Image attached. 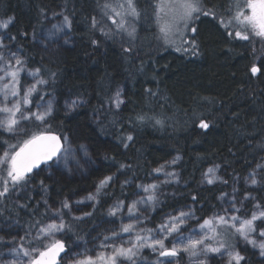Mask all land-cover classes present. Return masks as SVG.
Masks as SVG:
<instances>
[{
	"label": "trees",
	"instance_id": "16d2710c",
	"mask_svg": "<svg viewBox=\"0 0 264 264\" xmlns=\"http://www.w3.org/2000/svg\"><path fill=\"white\" fill-rule=\"evenodd\" d=\"M118 1L0 0V20L12 21L7 42L20 49L28 68L41 69L39 78L49 81L37 86L31 107L34 110L42 103L45 108L48 101L53 106L46 128L38 121L22 120L21 135L0 130V156L17 151L23 141L45 131L68 140L58 165H44L25 187L0 199V248L14 235L26 237L24 244L30 245L35 222L52 220L53 208L63 198L67 203L84 202L76 204L77 209L71 204L60 208L65 229L57 239L67 242L68 251L76 243L111 239L115 233L105 214L112 200L129 204L137 184L148 181L161 166L175 170L179 182L163 187L152 225L160 222L164 212L188 205L200 222L205 221L222 208V194L233 190L242 216L253 205L244 195H253L264 205V40L230 37L228 31L234 29L220 24V18L228 20L236 13L237 2L240 11L250 13L247 0H201L216 17L196 20L195 54L159 42L156 0H136L139 17L128 18L135 28L133 37L117 32L104 5ZM60 9L72 26L56 33L53 25L62 22L50 16ZM46 23L48 28L40 32ZM24 74L19 77L22 86L27 82ZM117 89L122 90L124 101L119 109L110 102ZM72 99L78 105L70 110ZM201 120L209 123L207 130L199 127ZM129 134L133 140L125 148ZM177 156L180 159L171 163ZM212 167H218L222 180L203 184ZM252 171L258 178L256 187L246 184ZM107 176L114 180L96 194V205L90 204L88 197ZM130 180L132 184L125 183ZM87 211L91 215H79ZM263 227L259 221L258 229ZM216 234L225 247L245 257L241 264H259L258 251L236 232L220 226ZM158 257L159 253L149 251L142 255ZM209 261L222 264L216 255Z\"/></svg>",
	"mask_w": 264,
	"mask_h": 264
},
{
	"label": "snow or ice",
	"instance_id": "6c2138e0",
	"mask_svg": "<svg viewBox=\"0 0 264 264\" xmlns=\"http://www.w3.org/2000/svg\"><path fill=\"white\" fill-rule=\"evenodd\" d=\"M171 7L170 10L174 13V16H177L180 23H182L192 34L193 37L189 42L192 47L193 54L198 47L196 43L197 28L195 26V21L200 18V16H213L216 17V13L212 9H205L201 5V0H168ZM163 3V0H161ZM237 11L230 19L224 20L220 18V24L226 29H234L233 31H228L230 37L234 36L241 40H249L250 37L256 36L264 39V0H247V7L250 9V14H245L239 9L242 7L238 2L236 4ZM104 8L108 11L105 12L108 19H110L113 25L116 26L117 32H127L129 37H133L135 33V28L132 27L131 31L128 30L126 25L128 24V18L135 20L139 17V12L136 7V0H119L114 6L108 3H105ZM122 10V11H121ZM162 8L158 7L157 11H161ZM110 13V14H109ZM54 15H56L54 13ZM62 15V13H61ZM11 18L8 21H0V28L6 29L11 23ZM98 21L95 17L92 19V26L96 27ZM72 22L67 15L63 16V21L60 24H54L53 29L56 33L62 32L65 29H71ZM168 26L161 27V32L167 34ZM108 35V33H104ZM8 39L15 40V37L9 36ZM67 43V41H65ZM97 41H93V44H96ZM7 44L4 43V38L0 37V50L6 49ZM181 49L177 48V51ZM187 51V49H184ZM14 61V63H13ZM25 61L17 56L16 53H11L10 58H6L2 51H0V113L7 114L5 118L0 119V127H3L8 132H16L19 129L20 122L22 120H35L42 123H46V117L51 115L52 112V102L48 101L47 106L43 112L33 113L31 108L27 105L32 103L30 97L33 93L38 94V85H47L48 80L39 78L41 74V69L37 68L31 72V75L34 78V83L30 85L26 90H23V95H21L22 85L20 84L19 76L22 71H25ZM251 72L255 74L257 68L253 66ZM54 75V74H53ZM149 91L150 90H146ZM16 97L15 101H10L9 97ZM43 99V97H39ZM111 104L115 108L119 109L121 104L124 103L122 99V90L117 89L114 95L110 98ZM10 105V106H9ZM78 105L77 100H73L69 105V109H73ZM37 107H44L43 105H37ZM19 114V115H18ZM138 120L143 121V116H138ZM160 123V121H157ZM199 127L207 130L209 128V123L201 120ZM65 140L67 137L64 138ZM124 147L129 146L128 142L133 140L132 135H127L125 138ZM61 152L60 137L56 135L40 133L38 135H32L29 139L23 141V144L19 147L18 151L8 152L5 151L2 156H0V199H7L10 192L15 191L17 188L25 187L30 180L34 179L35 175H38V172H34L40 168L41 164H46L49 167L58 165L60 163L59 154ZM180 159L177 156L172 163H176ZM51 162V163H50ZM126 167L121 165V168ZM161 168H157L154 171L160 172ZM208 173H214V169H208ZM208 173L205 175L208 176ZM169 175H173L169 173ZM112 176H107L97 186V194L100 193L101 189L108 186L112 181ZM249 181L252 185L258 183L255 178V174H250ZM208 183H213L212 178H208ZM128 183V181H125ZM41 188L47 190V186L44 184V181H40ZM144 192H149L151 189L153 194L147 196L146 199L142 198L140 201H134L131 205L128 206L129 213H132L138 203H147L155 199L154 192L157 188V185H148L140 186ZM95 197L89 196L88 199H94ZM247 198V197H246ZM195 199V197H193ZM47 204V201H44ZM123 206V202H118L117 205L110 210V215H115L116 212ZM63 208H68L69 205L67 201L63 202ZM259 207V205H257ZM234 211H239L233 205ZM226 212L228 210H225ZM85 215H91L86 213ZM59 216V212L54 215L53 221L51 223H41V221L35 222L36 232L32 237V242H30L29 247H25L23 243H20L18 247H13L12 252L18 256L24 258L23 264H58V258L62 259L61 253L66 252V245L61 239H52L56 233L64 231L65 224L62 219L60 223H56V217ZM190 213H185L181 211L177 216L170 217L168 222L160 225V231L167 234L173 232H178L180 226L185 222L186 219H190ZM79 219V218H77ZM261 220L264 222V211H260L258 214L253 213L249 219H240L235 215L225 216V215H216L211 219H207L200 226L203 230L208 228L209 231L216 232L217 225L226 228L229 232L232 229H235V232L241 236L248 243L253 244V246L259 247L260 254L264 256V239L259 243L250 239V234L256 231L255 221ZM134 229V225L127 224L124 225L121 229L122 232L130 233ZM116 234H114L115 236ZM258 235L261 238H264V230H261ZM26 237H20V240L23 241ZM110 239L105 237V240ZM149 237H143L137 234L136 241L130 242L131 246L129 247H113L111 255L99 254L95 257L93 256H83L80 255V258L74 259L72 264H97V261H100V264H118V261L121 259H126L134 262V257L137 255L139 249L148 246L157 251L159 249V255L163 257H172L177 255V250L175 247L168 249L165 247L163 238L161 239H152L151 244H148L147 241ZM3 240V237H0V241ZM49 241L47 244L44 241ZM15 243V238L14 241ZM35 245H39L36 247ZM107 246V245H105ZM201 249L202 253L207 251L219 252L220 248H224L225 244L220 243L219 247H210L204 245V239L193 240L189 238L188 244L185 247V251H191L193 256H197V248ZM230 261L229 264H241L245 260V257L240 255L239 252L233 251L229 252ZM163 264V262H161ZM168 264H171L169 261ZM198 264H205L203 260H200Z\"/></svg>",
	"mask_w": 264,
	"mask_h": 264
},
{
	"label": "rangeland",
	"instance_id": "374dc122",
	"mask_svg": "<svg viewBox=\"0 0 264 264\" xmlns=\"http://www.w3.org/2000/svg\"><path fill=\"white\" fill-rule=\"evenodd\" d=\"M156 1H157V8L158 7L162 8L161 11H159V12L157 11V22H156L157 23V31H158L157 37H158L159 42L163 46H168V47H172L175 49L179 48L181 50L187 49L188 52H192V47H191L189 42L191 41V36L193 34L182 23L179 22L177 16H174V13L170 10L171 5L168 2V0H163V3H161V0H156ZM116 3H114L113 5H115ZM201 5H202V2H201ZM61 13H62V15H61ZM244 13L246 15L250 14L246 11H244ZM64 15H66L65 12L63 11V9H60V12L56 15H54V12H52L50 18L59 17L60 21L62 22ZM0 21H3V20H0ZM46 21H47V19H46ZM131 22H133V21L131 19H128V24L126 25V27L128 28L129 31H131V27H132ZM195 23H196V21H195ZM164 26H168L169 30L167 31V34H165L164 32H161V27H164ZM47 28H48V24L46 23L40 32L44 33ZM6 30H7V28L6 29L0 28V37L4 38V43L7 44L8 47L6 49H2L0 51L3 52V54L6 58H10V54L14 52L17 54L18 57H20L22 60L25 61V58L23 57L22 53L19 51L20 49L17 47H12L7 42ZM257 39H261V38L257 37ZM261 40H264V39H261ZM13 63H14V61H13ZM25 69L26 70L22 71L20 73V76H19V77H21L22 74L25 73L24 76L27 77V82L22 86V91L26 90L30 85H32L35 82L34 78L31 75H29V72L33 71V69H30L27 67L26 61H25ZM22 91H21V95H23ZM0 98H2V97H0ZM16 99H18V98L11 97V96L9 97L10 101H15ZM72 100H74V99H72ZM38 105H43V104L40 103ZM27 107L31 108L33 113L43 112L45 109L43 107H39V108L36 107V109L33 110L31 107V104L27 105ZM6 115L7 114H5V113H0V119L5 118ZM46 118H48V117H46ZM38 122L42 125L43 128L47 127L46 123H42L40 121H38ZM0 130L8 132L3 127H0ZM8 133L13 134V135H21L22 131H21L20 125H19V129L16 132H8ZM67 141L68 140H66V143L64 145L63 152L58 157L59 159L63 155L64 151L66 150ZM7 151L10 152L9 150H7ZM45 167L49 168L48 165H45ZM211 169H214V173H208V171H207L208 176H205V178L203 179V184L209 185V184H213L214 182L222 180V176L220 174L218 167H212ZM169 173H172L173 175H169ZM253 173L255 174V178H256V173L254 171H252L250 174H253ZM250 174L247 177L246 184L249 185L250 187H256L258 183L256 185H252L249 181ZM208 178H212L213 183H208L207 182ZM178 179H179V177H178V174L175 170H170L167 167L163 166L162 170L160 172L155 171L148 181H142V182H139L137 184V190H136L135 194L132 196L133 198H131L129 204H126L125 201H123L122 199H113L111 204L109 205V207L106 210L105 221L111 222V229L110 230L112 233H115L116 235L111 237V239H108V240H105V239L102 240V239L96 238L95 241L93 240V242L90 244L87 242H85V244H83V243L77 244L76 243V245L71 247V250L68 251L67 254L62 258L61 264H72V261L74 259L80 258V255L93 256V257H95L99 254L111 255L112 251H113V247H120V246L129 247V246H131L130 242L136 241L137 234H139L140 236H143V237H149L150 239H148V241H147L148 244H151L152 239L163 238V242H164L165 247L168 249H172L173 247H175L177 250V255L172 256V257L160 256V257L154 258V259L142 258V255L145 253V251H149L151 253H159V249L157 251H153V249L151 247L145 246V247L139 249V251L137 252V255L134 257V262L126 260V259H121L120 261H118V264H161V262H163V264H168L169 261L171 262V264H198V262L200 260H203L205 262V264H210L209 260L214 255L221 258L222 264H229V261H230L229 252L236 251V250H232L231 248L224 247V248H220L219 252L207 251L206 253H202L201 249L198 247L196 249V251L198 253L197 256H193L191 254V251H185L184 250L188 244L189 238H191L193 240L203 238L204 239V245L210 246V247H219V245H220V242H219L220 240L216 234L217 231L216 232L209 231L207 227L202 230L200 226L204 223V221L200 222V220H198V217L196 216L195 211L192 208H190L191 207L190 205H188L187 207L181 206V207H178L175 209H171V211L169 210L167 212H164L162 214L161 220L158 224H156V225L151 224V218L155 214V211L157 210V208H159V201L161 198V192H162L163 187H165L166 185L172 184V183H178L179 182ZM256 179L258 181V178H256ZM113 180H114V177H113L112 181ZM100 181L98 182V184L100 183ZM128 183L132 184L133 180H130ZM141 185H143V186L157 185V188L155 189V192H154L155 199L153 201H149L147 203H138L136 206V209L132 213H129L128 206L131 205L134 201H140V200H142V198L146 199L147 196L153 194L151 189L149 190V192H144L143 189L140 187ZM96 194H97V192L95 191V193H93L91 195L95 198L89 200L90 202H92L90 204L94 203V206L97 203V195ZM250 198L253 200V205H252L250 211H248V213L246 215L242 216L239 214L240 210L239 211L233 210V205L235 206L236 209L242 208L241 204L236 203V200L238 199L237 198V190H233L231 194L223 193L222 197H221L222 208L218 211L217 214L212 215L208 219H211L216 215H225V216L235 215V216H237L243 220V219L251 218V215L253 213L258 214L260 211H264V205H262V203L259 202L253 195L247 194V195H244V197H243V199H245V200H248ZM65 201H67L66 198L61 199L60 203L56 206L57 208L56 207H55L56 209L53 208V212H54L53 217L57 213V211L59 212V216H57L56 220H55L56 223H60L61 219L63 221V217L60 214V208H63L62 204ZM118 202H123V206L116 212L115 215H110L109 214L110 210L113 209V207L115 205H117ZM82 203H84L82 199L76 200V204H82ZM70 204H71V208L77 209V207L75 206L76 204L69 201L68 205H70ZM257 205H259V207H257ZM225 210H228V211L226 212ZM181 211H183L185 213H190L191 218L185 220V222L180 226V230L178 232H173L171 234H167L165 232L160 231V225L168 222L170 217L177 216ZM86 213H88V211L85 213H80L79 215H85ZM53 217H52V220H50L47 223H51L53 221ZM259 221H261V220L258 219L255 221L256 231L254 233H251L250 237H249L250 239L256 240L258 243L262 239H264L258 235V233L261 230H264V227L261 229H258ZM63 223H64V221H63ZM127 224L134 225V229L130 233H125V232L121 231L122 227L124 225H127ZM217 227H220V226L217 225ZM232 230L235 232V229H232ZM60 233H56V235L52 239H57L58 236L60 235ZM237 236L242 241L248 243L238 234H237ZM20 237H21V235L20 236L14 235L12 237L8 236L5 239V247L0 248V264H23L24 258L18 257L12 252L13 247H18V245L20 243L24 244V240L21 241ZM14 238H15V243L13 242ZM48 242L49 241H47V240L44 241L45 244H47ZM105 245H107V246H105ZM24 246L26 248L29 247V245H26V244H24ZM35 246L39 247V245H35ZM254 247L259 253L258 254L259 264H264V256H262L260 254L259 247H256V246H254ZM78 254H80V255H78ZM97 264H100V261H97Z\"/></svg>",
	"mask_w": 264,
	"mask_h": 264
},
{
	"label": "water",
	"instance_id": "95a60500",
	"mask_svg": "<svg viewBox=\"0 0 264 264\" xmlns=\"http://www.w3.org/2000/svg\"><path fill=\"white\" fill-rule=\"evenodd\" d=\"M41 133H44V134H50V135H56V136H58V137H60V145H61V152H60V154H59V156L61 155V153L63 152V150H64V145H65V142H64V139L62 138V136L59 134V133H57V132H53V131H45V132H41ZM38 134H40V133H38ZM38 134H36V135H38ZM19 150V149H18ZM17 150V151H18ZM44 165H46V164H41V166H40V168L39 169H37V170H34V172H37L38 170H40ZM62 240V239H61ZM64 243H65V245H66V252L65 253H61V257L63 258L66 254H67V252H68V245H67V242L66 241H64V240H62ZM62 263V259H60V258H58V264H61Z\"/></svg>",
	"mask_w": 264,
	"mask_h": 264
}]
</instances>
